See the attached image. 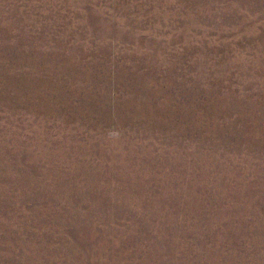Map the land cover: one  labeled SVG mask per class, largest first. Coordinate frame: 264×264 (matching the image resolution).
<instances>
[{"label":"rangeland","instance_id":"1","mask_svg":"<svg viewBox=\"0 0 264 264\" xmlns=\"http://www.w3.org/2000/svg\"><path fill=\"white\" fill-rule=\"evenodd\" d=\"M0 264H264V0H0Z\"/></svg>","mask_w":264,"mask_h":264}]
</instances>
